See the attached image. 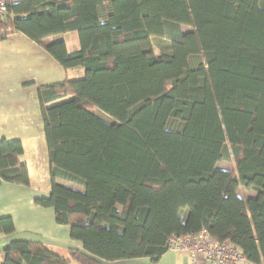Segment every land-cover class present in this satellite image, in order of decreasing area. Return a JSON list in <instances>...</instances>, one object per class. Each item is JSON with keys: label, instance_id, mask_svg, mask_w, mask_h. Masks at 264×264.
I'll use <instances>...</instances> for the list:
<instances>
[{"label": "trees", "instance_id": "1", "mask_svg": "<svg viewBox=\"0 0 264 264\" xmlns=\"http://www.w3.org/2000/svg\"><path fill=\"white\" fill-rule=\"evenodd\" d=\"M66 32L77 49L42 42ZM14 33L65 72L83 70L37 89L50 190L33 200L82 248L62 256L12 239L3 264L155 262L171 234L203 227L264 264L261 0H8L0 39ZM155 37L168 52L155 51ZM23 150L0 138V184L29 185ZM222 160L234 168H217ZM239 184L256 194L240 197ZM14 230L0 218L1 233Z\"/></svg>", "mask_w": 264, "mask_h": 264}, {"label": "rangeland", "instance_id": "2", "mask_svg": "<svg viewBox=\"0 0 264 264\" xmlns=\"http://www.w3.org/2000/svg\"><path fill=\"white\" fill-rule=\"evenodd\" d=\"M261 2L264 3V0H261ZM190 30L191 27L185 25L182 26L183 32ZM51 37L49 38L50 41L60 38L64 39L68 49L70 50L76 49L79 46L75 32L61 33L55 35L54 38ZM153 46L156 52L169 51V44H167V42L161 37L153 38ZM1 49L8 52L3 54L0 51V77L13 79L14 77H20L21 73H25V75L31 76L28 78L26 77L27 79L25 80H36V86L29 87L21 84L24 81H18L16 85L12 83V86L6 89L7 91L8 89L16 87V90L12 91L11 96L6 97V94L3 95V97L0 96V101L4 103L0 105V138L20 139L22 141L24 147L22 159L28 165L27 168L31 186L30 190L34 191L36 194L34 196L46 195V193H43L42 190H46L47 186L50 188L49 162L36 88L38 86L57 83L66 77H75L79 72L77 70H70L67 74L55 60L51 61L46 67H35L29 62L30 56L25 55L24 51L18 54V47L11 41L0 45V50ZM15 61L18 63L13 70L16 71L8 72L9 68H11V65L13 66ZM94 112L107 120L109 119L98 110ZM216 167L222 169H233L234 161L222 160L216 164ZM237 193L242 198H248L256 194L255 191L248 190L240 184L238 186ZM65 227L68 228L67 226ZM71 264L79 263L72 260Z\"/></svg>", "mask_w": 264, "mask_h": 264}, {"label": "crops", "instance_id": "3", "mask_svg": "<svg viewBox=\"0 0 264 264\" xmlns=\"http://www.w3.org/2000/svg\"><path fill=\"white\" fill-rule=\"evenodd\" d=\"M54 36L51 38H54ZM49 38L50 37H46L42 39V42L43 43L51 42ZM54 40H59V39H54ZM10 41L13 42L14 45L18 47L19 50L18 54L24 51L25 55L30 56L29 62L31 65H34L35 67H42V68L46 67L51 61L54 60L39 45H37L34 41L30 40L21 33L10 34L6 36L4 39H0V45ZM0 51L3 54H6L8 52L3 49H1ZM17 63L18 62L15 61L13 66L11 65V68H9L8 72L16 71L13 70V68L17 66ZM70 70H77L79 72L75 77L81 76L83 73V70L81 68H71L68 69L66 73L70 72ZM20 75H21L20 77H14L13 79L12 78L6 79L5 77L3 78L0 77L1 97H3V95L5 94L6 97L11 96L12 91H15L16 87L13 89H8L7 91L6 89L10 88V86H12V83L16 85L18 81H24L21 84L29 87L36 86V80L34 79H29L28 81L25 80L28 77H31L30 75L27 76L25 75V73H21ZM39 87L40 86L36 88V91ZM2 104L4 103L0 101V105ZM23 154H24V150L21 155V160H23L22 159ZM25 164L28 167L26 162ZM57 181L69 185V183L61 179H57ZM30 188H31L30 178H29L28 186L14 184L10 182H2L0 184V218L7 216L11 217L14 222V228H15L14 232L11 234H5L0 232V264H3L5 260L4 247L12 239L41 241L50 248H52L56 253L62 256H66L67 248H75V249L82 248L81 241L70 238L68 226H67L68 228H66L65 227L66 225L55 223L54 211L51 207H41L33 203V200L36 197L34 195L36 194L34 193V191H31ZM48 189L50 190V188L47 186L46 190L44 189L42 190L43 193H46L47 195L49 193ZM99 264H193V263L190 261L188 253L185 252L172 253L165 251L160 256V258L155 262L151 261L149 258L146 257H139V258L118 260L115 262H100ZM197 264H208V263L199 262ZM239 264H246V263H239Z\"/></svg>", "mask_w": 264, "mask_h": 264}, {"label": "built area", "instance_id": "4", "mask_svg": "<svg viewBox=\"0 0 264 264\" xmlns=\"http://www.w3.org/2000/svg\"><path fill=\"white\" fill-rule=\"evenodd\" d=\"M7 1L0 0V17L7 15ZM166 251L185 252L193 264H239L246 263L241 251L229 242L212 238L206 228L187 235L171 234L166 241Z\"/></svg>", "mask_w": 264, "mask_h": 264}]
</instances>
